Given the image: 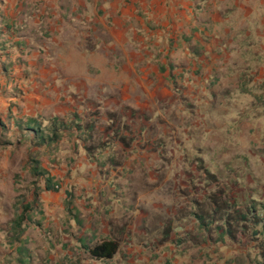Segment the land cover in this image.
<instances>
[{
    "label": "rangeland",
    "instance_id": "374dc122",
    "mask_svg": "<svg viewBox=\"0 0 264 264\" xmlns=\"http://www.w3.org/2000/svg\"><path fill=\"white\" fill-rule=\"evenodd\" d=\"M115 28L112 47L99 28L58 35L55 70L28 78L44 85L39 98L16 84L18 103L0 108V264H174L173 251L186 256L176 264H244L245 250H261L251 222L244 236L231 225L235 240L219 231L237 212L264 215V74L246 91L192 88L191 48L165 28ZM29 117L66 128L36 146L16 127ZM35 160L56 190L31 175ZM22 202L31 207L18 241ZM110 239V258L83 245Z\"/></svg>",
    "mask_w": 264,
    "mask_h": 264
},
{
    "label": "crops",
    "instance_id": "0c3cea01",
    "mask_svg": "<svg viewBox=\"0 0 264 264\" xmlns=\"http://www.w3.org/2000/svg\"><path fill=\"white\" fill-rule=\"evenodd\" d=\"M120 22L133 33L136 27L146 33L148 27L165 28L170 43L174 37L186 51L191 48L190 72L199 74L192 88L246 91L260 84L255 78L264 74V0H0V108L18 103L9 93L16 84L24 90L29 84L39 98L41 77L55 70L52 44L59 36L90 35L99 28L112 47ZM30 75L40 82L30 83ZM26 99L22 104L32 105ZM170 255L174 264L186 259L179 252Z\"/></svg>",
    "mask_w": 264,
    "mask_h": 264
},
{
    "label": "trees",
    "instance_id": "16d2710c",
    "mask_svg": "<svg viewBox=\"0 0 264 264\" xmlns=\"http://www.w3.org/2000/svg\"><path fill=\"white\" fill-rule=\"evenodd\" d=\"M0 125L4 124L0 120ZM16 127L20 132L23 133V136L29 137V140L32 141V143L36 146H43L45 144H51L58 142L61 137V131L62 129L66 128V125L63 121H60L58 119H53L49 125H42V123L37 120L34 117H29L26 120H17L16 121ZM30 173L32 176L36 177L37 179H42L44 181V188L47 191L50 190H56L58 188V185L56 181L50 176L49 171L42 166H40V163L38 160L33 161V163L30 166ZM39 188V187H38ZM38 195V194H37ZM31 203L27 202L22 204L15 209V216L12 220V226L11 228L16 232V239L18 241H22V235L24 234V228L23 223L26 219V211L30 209ZM199 219V228H207L209 226L206 223L205 217L201 214H198ZM253 219V216H247L244 212H237L234 219H230V217H226L223 221L224 225L226 226L224 229H220L219 231V239H225V237H228L232 240H235L236 236L234 235V232L231 228V225L235 226L236 229H238L240 235H246L247 230L245 228L247 226H244L245 222H251V226L254 227L252 231V235L255 239V241L258 243L259 248H261L260 251H254V250H245V255L252 256L250 259L246 258L243 259L244 264H264V215H257L255 221H251ZM80 223V220H78ZM235 223V224H234ZM260 235V237H256ZM207 236V235H206ZM258 239V240H257ZM180 241V240H178ZM84 247L89 251L91 257L93 258H110L112 257L118 250V243L114 239L110 240H104L99 243H95L92 246H87L83 244ZM257 255V256H256ZM239 264H242L239 262Z\"/></svg>",
    "mask_w": 264,
    "mask_h": 264
}]
</instances>
